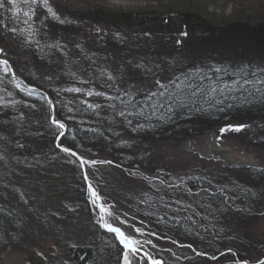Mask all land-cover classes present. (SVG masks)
I'll return each instance as SVG.
<instances>
[{
  "label": "rangeland",
  "instance_id": "374dc122",
  "mask_svg": "<svg viewBox=\"0 0 264 264\" xmlns=\"http://www.w3.org/2000/svg\"><path fill=\"white\" fill-rule=\"evenodd\" d=\"M51 2L58 13L70 19L73 17L75 22L60 25L56 21H49L47 34H42L39 39L41 46L59 40L66 45L64 54L46 47L43 52H37L35 45L24 46L20 37L12 39V34H5V29L0 26V48L7 53L6 57L0 56V59H9L16 74L26 84L39 86L55 101V116L57 119L61 117L66 123L69 132H72L70 136L74 132L72 124H82L84 121L80 109L86 105L80 103L81 100L100 104L102 110L106 105L118 104L120 101L63 91L57 94L56 89L80 87L87 91L91 88L111 96L127 90L137 101L147 91L156 90L157 78H173L170 66L175 63L181 70L178 75L200 65L195 62L264 67V0ZM152 19L156 21L153 23ZM0 20H5L9 27H23L11 17L10 11L0 9ZM62 28L66 29L64 31L67 35L62 32ZM97 28L102 29V32L97 34ZM185 30L188 36L181 37L179 33ZM177 39L182 41L180 45L176 44ZM167 43L175 46V51L168 52L170 46ZM154 52L163 55L157 62ZM199 54L202 56L200 60L195 59ZM138 64L151 68L152 73L136 67ZM106 73L114 75L116 80L108 81ZM79 80L85 83H79ZM0 88L4 89L0 91V97H4L3 103L20 101L14 107H0V136L5 137L0 140V157H3L0 159V210H9L7 213L10 215L14 213L16 225L21 228L20 234L14 236L12 233L2 238L0 264H47L50 261H62L64 259L60 258L65 247L90 245L91 223L99 227L94 210L88 203V195L85 201L89 216L78 211V208H70L74 196L71 190L80 171L78 162L76 165L69 164L67 161L74 158L66 157L55 147V130L48 122L52 113L45 105L38 99L18 92L9 82L0 85ZM8 92L12 93L11 97L7 95ZM69 107L74 111L68 112ZM21 114L24 116L23 121L17 119ZM245 125L252 129L261 127L264 126V119ZM224 127H214L196 137L175 136L177 138L151 140L144 145V152L134 159L144 158V161L148 155L150 162L145 170L98 165L89 169L90 179L104 199L115 203L120 212L126 211L120 205V196L125 197L149 186L143 176H159L168 183L173 180L179 183L180 177L184 178L185 183L188 177H205L229 182L234 189L243 187L235 181L234 170L264 169V152L233 137L232 134L236 132L232 131L225 132L217 142L216 137L220 136V129ZM83 156L109 160L99 151ZM125 157L131 159L130 154H125ZM128 172H135L136 175L130 176ZM263 194L262 189L258 190V200H261ZM203 197V192L198 197L190 196L191 199L187 194L179 196L193 203ZM260 206H256L257 212L247 231L253 244L258 246L264 245V215H259L264 212V202ZM140 219L136 217L137 221ZM136 226L141 225L136 223ZM147 230L156 232L151 225H148ZM147 238L158 246L155 249L146 246L149 252L158 259L166 257L169 262L176 264L172 261V253L181 248L167 238ZM257 259L259 257L252 261ZM222 264L230 263L225 261Z\"/></svg>",
  "mask_w": 264,
  "mask_h": 264
},
{
  "label": "trees",
  "instance_id": "16d2710c",
  "mask_svg": "<svg viewBox=\"0 0 264 264\" xmlns=\"http://www.w3.org/2000/svg\"><path fill=\"white\" fill-rule=\"evenodd\" d=\"M153 21H156V19H152ZM64 30L66 29L62 28V32L67 35ZM160 45L163 46L162 44ZM167 45L170 46L168 52L175 51V46H171L169 43ZM164 53L163 51L162 54ZM154 54L156 62L160 56H163L155 52ZM201 57L199 54L194 58L200 60ZM162 58L164 59V57ZM195 63L200 65L194 69L197 67L207 69L211 66H229L231 68L241 66L221 62H215L213 64H209V62L204 64L202 62ZM170 69L175 75H178V71H181L176 63L171 65ZM209 75H213V73L209 72ZM167 78L165 76L162 81H167ZM224 79L228 80L230 78L225 76ZM37 88L43 91L39 86ZM172 91L175 92L176 90L173 88ZM249 99L252 102L243 105L238 101H225V104L236 105L233 108H227L224 105L213 106L212 104H206L199 97H188L184 94L180 96V100L183 102L182 106L177 104L173 105L174 113L171 119L168 118L167 114L162 119H158L151 115V106L145 102L144 96L134 101L136 107L130 109L133 111V115L127 119L132 121L131 125L127 123V120L116 114L122 107H119L120 103L115 104L116 108L110 107V109L106 105V108H103V110L100 108L98 112H91V110L85 109L87 107H83L80 109V113L84 119L83 123L72 124L74 129L73 135L76 136V140L73 141L71 139L73 135L70 136L72 132H68L65 137L61 138L60 143L65 147L73 148L80 155L93 154V152L96 153L99 151L105 158L112 160L115 164H119L121 168L134 167L136 168L134 171H143L150 162L148 155L145 156L144 161V158L134 159L140 153L144 152V145L151 140L158 141L177 137H196L203 135L214 127L234 123L245 124L258 119H264V101L252 97H249ZM193 100H195V103L192 102ZM221 107H224V111L217 110ZM55 112L54 114L56 115ZM136 113L141 114L137 115ZM58 119L62 120L61 117ZM138 124H143L144 127L142 129L138 128ZM232 136H236L244 144L259 148L264 152V126L253 127V129L245 128L241 132L233 133ZM125 154H130L131 159H127ZM234 171L236 173L234 175L235 181L243 185V187H236L234 189V186H231L229 182L223 183V181H216L205 177H194V179L187 180L185 185L187 188H191L192 191L195 189L200 191L206 188L210 193L214 194L213 197L209 198L208 194L205 193V197L197 203L179 198L181 194H187L184 186L180 188L181 191H179L180 189L171 191L157 182V186H148L146 189L142 188L136 193L125 195L129 199L120 196V205L130 215H135L139 218L145 217L144 220L146 223L151 225L153 230L158 232L162 238L167 237L169 240L174 239L182 244H192L198 250L207 252L209 255H219L220 251L232 248L237 252L240 259L250 261L255 257L261 258L264 255V245H254L247 231L254 213L257 212L256 206L261 207V203L264 202V194L261 200H258L260 198L258 196V190L262 189L264 191V169L243 168ZM77 175L78 179L75 180L76 182L71 190L74 196L71 198L73 207L71 205L70 208H78V211L85 212L89 216V211L86 210V186L80 171ZM221 188L224 190L223 195L220 193ZM145 193L158 204L161 203L160 197H164V200L169 203L173 200L180 199L186 204H191L192 208L182 210L179 212V215L183 217L193 215L194 212L200 213V216L196 217V219L200 220L201 224L208 228V231H205L202 227L199 229V234L196 232L188 233L182 224L163 225L157 223L154 216L143 215L142 210L146 206L140 203V201ZM225 196L230 198L227 202L224 200ZM188 197L190 198L189 195ZM202 205H208V207ZM178 207V205H173L172 210L162 209L161 214L164 211H168L169 215H175L177 214L175 209ZM8 211L0 210V248H2L3 237H7L8 234L11 235L12 233L14 236L21 233V228L15 222V214L12 212L13 215H10L7 213ZM13 217L15 218L14 220ZM203 217H208V219L204 220ZM90 230V245L67 246L60 258L64 260L57 262L50 261L47 264H121V249L116 243L114 236L92 223L90 224ZM217 233L218 236L216 235ZM176 253L181 257L179 261H176L173 257L172 261L176 264H222L225 261L232 262L237 259V257L227 254L221 256L216 261L208 260L206 257H196L189 248L178 249ZM185 256L189 257V259H184ZM162 260L168 261L166 257H162ZM170 264L173 263L170 262Z\"/></svg>",
  "mask_w": 264,
  "mask_h": 264
},
{
  "label": "snow or ice",
  "instance_id": "6c2138e0",
  "mask_svg": "<svg viewBox=\"0 0 264 264\" xmlns=\"http://www.w3.org/2000/svg\"><path fill=\"white\" fill-rule=\"evenodd\" d=\"M0 9L5 12H11V17L15 18L19 22V26L9 27L5 20H0V26L5 29V34L11 33L12 39L17 37L21 38V42L24 46L30 47L35 45L37 52H43L44 48L54 49L57 52L64 54V49L66 45L57 40L54 43H48L41 46L39 37L42 34H47L49 30V21H56L60 25H70L75 21L62 16L53 7L51 0H0ZM168 23L167 20L164 21ZM97 34L102 32V29H96ZM119 38V33L116 34ZM144 35H150V33H144ZM181 37H187L188 32L182 31L179 33ZM182 41L180 39L176 40V44L180 45ZM79 47V45H77ZM0 56L6 57L7 53L5 49L0 48ZM130 63V62H129ZM136 67L143 69L146 73H152L151 68H146L144 65H136ZM159 67V66H158ZM209 72L213 75H209ZM108 81H115L116 77L111 73H106ZM75 76V73H73ZM228 76L230 79L225 80L224 77ZM6 78L7 81H6ZM123 79V76L121 77ZM6 82L12 84V86L18 91L23 93L25 96L32 99H38L47 109L52 113L49 117V124L55 130V140L57 141L55 147L60 153H63L66 157L74 158L69 159L67 162L69 164L76 165L78 162L79 170L82 174L84 184L86 186V191L88 195V203L94 210L93 214L95 216V221L99 228L105 232L114 236L116 243L121 249V264H170L169 261L158 259L152 252L147 250L148 245L153 249L158 246L153 243L151 239L147 237H155L156 239H161L156 232L147 230L148 225L144 223L143 218L139 221L136 220L135 215H130L128 212H120L117 210V205L115 203L107 202L101 195L98 187L93 184L90 179L89 169H94L98 165H110L115 167H120L119 164H114L112 160H101V159H90L83 155H80L76 150L71 147H65L60 143L61 138L66 136V133L70 131L65 122L59 120L54 115L56 103L49 96L40 91L39 88L30 86L24 82L14 71L12 64L9 59H0V85H4ZM79 83H85L83 80H79ZM111 87V85H109ZM156 90H149L145 95V102L149 103L151 106V115L162 119L165 114L171 119L174 113V104L182 106V101L180 96L186 94L188 97H199L204 100L206 104L224 105L227 108H233L235 104H225V101L233 100L238 101L241 105L251 103L252 101L249 97L259 99L264 101V67L256 66H237L231 68L229 66H211L207 69L197 67L194 70L188 72H182L180 75H173V78L168 79L167 82H163L160 78L155 80ZM176 91L173 92L172 89ZM4 89L0 88V91ZM61 91L75 94H83L86 97H103L107 101L119 100L123 105L122 108L116 113L119 117L127 120L129 125L132 121L127 119L133 115V111L136 107L134 103L135 97L129 93L127 90L123 92H117L115 96L107 95L103 91H95L89 88L87 91L80 87H69L64 89H56L57 94ZM9 97L12 96L11 92H8ZM4 97H0V107L15 106L20 101L12 100L10 104L3 103ZM195 103V100L192 101ZM80 103L85 104L87 109L96 111L101 108L100 104L88 103L86 100H81ZM29 108H35L36 105H25ZM108 107L116 108L114 103L109 104ZM224 107L218 108V111H224ZM163 110V111H162ZM203 110V109H201ZM72 107L68 108V112H73ZM159 113V115H157ZM140 115L141 113H136ZM18 120L23 121L24 116L21 114ZM138 128H143V124H138ZM249 127L245 124L239 125H227L220 129V136L216 137L217 142L221 140L224 133L227 131L241 132L245 128ZM94 131V130H89ZM5 139V137L0 136V140ZM73 141L76 140V136L71 137ZM22 147V145H18ZM3 157H0L2 159ZM259 171V170H258ZM128 175L135 176V172H128ZM143 179L147 181L150 187H154L158 182L160 185H166L168 188L180 189L182 186L185 187L187 195L192 197H198L201 192L207 193L209 198L213 197L214 194L210 193L208 189H201L200 191L193 192L190 188L185 185V180L183 177L179 178V183L173 180L168 183L166 180L160 178L159 176L150 178L148 176H143ZM191 180V177H188ZM158 191V189H157ZM221 195H223V188L220 189ZM230 199L229 197H224L225 202ZM161 203L154 201L147 193L144 194L140 203H143L146 207L143 209V215L154 216L157 223L168 225V224H182L188 233L196 232L199 234V229L204 228L208 231V228L201 224L200 220L196 217L200 216V213L194 212L193 215H186L181 217L179 212L185 209L192 208L191 204H186L180 199L171 201V203L164 200V197H160ZM173 205H178L179 207L175 209L177 214L169 215L168 211H164L161 214V210H172ZM208 207V205H202ZM259 215H264V212L259 213ZM207 220L208 217H203ZM215 219V217H213ZM141 226H136V223ZM218 236V233L216 234ZM167 238V237H165ZM172 244H175L178 248H189L195 254L196 257H206L208 260H219L221 256L231 254L233 257H237L232 264H249L247 259H240L236 251L232 248H227L219 252V255L212 254L209 255L207 252L198 250L192 244H182L176 240H171ZM166 250V249H165ZM40 255V253H37ZM172 257L176 261L180 260V255L173 252ZM184 259H189L185 256ZM255 264H264V259H257Z\"/></svg>",
  "mask_w": 264,
  "mask_h": 264
}]
</instances>
